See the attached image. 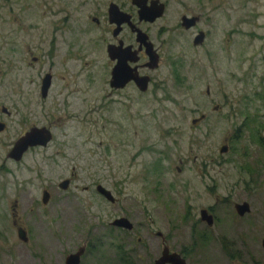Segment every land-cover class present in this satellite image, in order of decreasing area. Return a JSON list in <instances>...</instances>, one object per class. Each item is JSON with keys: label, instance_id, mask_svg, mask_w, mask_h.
I'll use <instances>...</instances> for the list:
<instances>
[{"label": "rangeland", "instance_id": "obj_1", "mask_svg": "<svg viewBox=\"0 0 264 264\" xmlns=\"http://www.w3.org/2000/svg\"><path fill=\"white\" fill-rule=\"evenodd\" d=\"M159 1L163 14L148 27L162 42L159 73L173 79L157 103L124 111L117 103L104 107L101 58L89 84L83 62L98 31L86 23V7L74 13V0H0V107L10 113L0 132V264H61L84 239H102V230H92L94 208L84 207L81 187L89 188L90 176L143 198L144 222L151 219L152 232L172 233L175 249L188 247L190 264H264V0H219L215 40L223 44L209 62L192 48L190 33L172 32L179 16L197 10L196 1ZM74 38L85 60L67 55ZM47 70L54 79L40 104L38 78ZM30 124L50 127L52 139L13 163L6 154L21 125ZM71 174L69 192L78 198L54 190L41 204L40 189ZM242 200L259 215L250 228L232 216V203ZM210 206L220 222L208 230L197 220ZM98 252L93 261L117 264L109 247Z\"/></svg>", "mask_w": 264, "mask_h": 264}, {"label": "flooded vegetation", "instance_id": "obj_2", "mask_svg": "<svg viewBox=\"0 0 264 264\" xmlns=\"http://www.w3.org/2000/svg\"><path fill=\"white\" fill-rule=\"evenodd\" d=\"M155 1L156 0H74V13L77 11L80 12L82 8L86 7L88 10L86 23L91 26L94 31H98L96 35L92 36V41L89 42V47L91 48L89 50L90 56L88 62L85 61L83 64H89L90 66L91 70L88 81L89 84L93 86L94 76L96 75L95 63L98 58L102 59L103 68L100 71L99 82L100 87L102 88V101L105 104V108H108V105L110 104L117 103L122 106L124 111H129L135 109L138 104L157 103L158 94L160 91L164 90L168 77H172L173 79V75H161L159 73V67L164 61V57L160 51L162 42L159 41L158 36L156 37L154 36L155 34L152 35L150 33L148 27V25L153 24L160 17L149 22L144 19L150 15L145 16L144 18V15H142L140 10L142 2H144L147 10L152 6L158 5L157 3L155 4ZM157 1L160 3L159 0ZM195 1L198 5L197 10L179 16L172 32L190 33L192 48L202 50L204 59L209 62L211 59H216L215 50L217 46L220 47V45L223 44L222 41L217 44V41L215 40L217 35L215 30L218 28L214 15L215 17H218L220 13L219 0ZM162 5L164 11V4ZM62 8L58 13L64 14V12H66V10ZM23 9L24 8L22 7V10ZM184 17L193 20V22H183L182 19ZM67 20L68 17L64 14L60 19L61 30H63V26L67 24ZM76 20L77 19H75V21ZM65 29L66 32L64 31V34L72 33V27L68 28L65 26ZM79 33L80 29L78 31V34ZM199 36L200 39H197ZM76 41L77 39L74 38L73 41L67 42V55L72 56L75 60H78L79 58L85 60L84 56L78 54L79 46ZM46 77H48L47 87L42 95L41 87ZM53 79L54 75L51 74L49 70L43 72L41 77L38 78L40 104H44L43 102L47 99L52 87ZM22 83L23 82H19L16 85L20 91L22 89ZM206 94H209V89L206 90ZM8 115H10L8 109L0 107V124L2 125V130L0 132L4 131L6 128L4 118ZM244 125L246 126L247 123ZM21 127L20 136L32 128H43L50 133V140L45 146L27 148L22 154V157L31 151L47 148V145L52 139L50 127L37 126L36 124H30L27 127L21 125ZM237 131H239V129ZM21 159L17 162H14L13 160L11 161L13 163H20ZM90 177L89 188L87 186L81 187V191L88 195L86 200H89L84 201V207L94 208L93 215L96 219V225L92 227V230H95L96 232L102 230V239L98 237L96 244L94 241L84 239V242L79 247L73 252L68 253L74 254L78 249H81L77 264H83L82 259L87 255L91 259L90 262L88 261V264H110L105 259H96L98 263L97 261L92 260L93 253L106 247H109L111 252L115 255L113 261L117 264H156L158 260L163 257L162 253L164 252V260H162L161 264H173L171 262V260L173 261V258L170 259V256L173 254L177 256L179 261L182 260L183 264H190L189 256L186 255L188 247L184 246V250L179 247L178 249H175V240L172 238V233H163L159 230L152 232L149 229V226L151 225L150 223L152 222L151 219L146 218L148 219L149 224H146V221L144 222L143 215H147L146 212L148 209L143 207V198H137V195L134 193L129 194L120 191L118 189L120 188V185L115 182L112 183L114 184L113 186L107 187L102 186L100 181L95 180L93 176ZM75 180V175L71 174L68 178L59 180L55 184V188H41V204L45 205L49 201L54 190L59 193L58 195H60V197L63 195L64 199H68V195L73 197V199H77V195L69 192L73 189L72 184ZM62 182H66L64 189L59 187ZM98 186L109 192L108 198L103 193L97 191ZM43 193H45L47 198L45 203H42ZM95 200L97 203H95ZM232 204V216L237 218L239 222L245 223L247 228L252 227L259 220L256 217L259 215L254 212L256 209L251 207V204L248 201L242 200L233 202ZM243 204H246L247 206L245 210L242 207L237 209V206H243ZM241 210L244 212L240 213L239 211ZM121 220H123V223L125 222V225H129V229L119 226L118 222ZM219 220V214L212 206L201 208L199 210V218L197 221L200 225H204L208 230L212 229L215 225H218L220 222ZM209 222H211V224H209ZM260 223L264 224V219H262ZM17 230L23 229L16 226V236ZM24 236L26 238L25 231ZM142 239H144V241H142ZM263 239L264 237L262 240ZM26 241L27 238L24 243ZM66 255L61 264H65L64 260ZM230 259H233V257ZM230 263L232 262L230 261Z\"/></svg>", "mask_w": 264, "mask_h": 264}, {"label": "water", "instance_id": "obj_3", "mask_svg": "<svg viewBox=\"0 0 264 264\" xmlns=\"http://www.w3.org/2000/svg\"><path fill=\"white\" fill-rule=\"evenodd\" d=\"M158 4L156 6H152L151 8H148L146 10L145 4L144 2H142V6H140V10L142 12V15L145 16H149L144 20H148L149 22H152L153 20H155L156 18H159L162 15L163 12V5L158 3V1H155V4ZM183 22H193V20L187 19L186 17H184L182 19ZM189 27V26H187ZM139 33V32H138ZM141 35V34H140ZM197 39H200V36L197 37ZM196 42V41H195ZM47 82H48V77L45 78L44 83L42 84L41 90H42V95L44 93V90L47 87ZM215 110L217 109L216 107L214 108ZM203 118V116L201 117V119ZM199 121V119H194L192 120V125H195L196 122ZM2 130V125L0 124V131ZM50 140V133L46 130V129H38V128H32L31 130L25 132L22 136L18 137L13 145L11 146V148L9 149V151L6 154V158L13 160L14 162H17L21 159L22 154L26 151L27 148L30 147H34V146H45V144L47 142H49ZM228 147L227 146H222L220 149V153H225L227 151ZM66 185V182H62L60 183L59 187L61 189H64ZM97 191L100 193H103L104 195L107 196L108 198V191L103 189L102 187L98 186L97 187ZM47 200L45 193H43L42 195V203H45ZM245 208L247 207L246 204H243V206H237V209L239 208ZM240 213H243L244 211L241 210L239 211ZM120 222V223H119ZM118 224L119 226H122L124 228L129 229V225L128 224H124L123 220L119 221ZM122 222V223H121ZM209 224H211V222H209ZM17 237L18 239H20L21 241H25L26 238L24 236V231L23 230H17ZM262 247L264 249V239L262 240ZM81 253V249H78V251L74 254H68L65 257V264H77L78 263V258L80 256ZM163 256V257H162ZM162 258H160L158 260V262L156 264H161L162 260H164V256H165V252L162 253ZM173 258V261L171 260V262L173 264H183L182 260L179 261L177 259V256L175 254L170 256V259Z\"/></svg>", "mask_w": 264, "mask_h": 264}, {"label": "trees", "instance_id": "obj_4", "mask_svg": "<svg viewBox=\"0 0 264 264\" xmlns=\"http://www.w3.org/2000/svg\"><path fill=\"white\" fill-rule=\"evenodd\" d=\"M255 120V119H254ZM252 122V121H251ZM255 122H256V120H255ZM247 127H249L248 125H247ZM251 133H252V136H254V134H255V132H253L252 130H251Z\"/></svg>", "mask_w": 264, "mask_h": 264}]
</instances>
